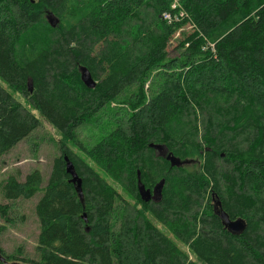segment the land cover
<instances>
[{
  "label": "trees",
  "instance_id": "trees-1",
  "mask_svg": "<svg viewBox=\"0 0 264 264\" xmlns=\"http://www.w3.org/2000/svg\"><path fill=\"white\" fill-rule=\"evenodd\" d=\"M173 1L0 0L1 156L41 127L30 108L62 136L46 182L36 170L1 189L8 203L42 193L39 260L0 247V264H264V0H177L186 17L169 23ZM151 144L193 163L172 168ZM138 172L147 189L165 180L159 202Z\"/></svg>",
  "mask_w": 264,
  "mask_h": 264
},
{
  "label": "rangeland",
  "instance_id": "rangeland-1",
  "mask_svg": "<svg viewBox=\"0 0 264 264\" xmlns=\"http://www.w3.org/2000/svg\"><path fill=\"white\" fill-rule=\"evenodd\" d=\"M189 28L185 26L177 32L174 38V45L169 48L171 56L176 55L178 41L183 33L188 32ZM0 84L8 89L1 78ZM30 111L41 120L42 124L27 140L20 142L8 153L0 156V206L8 203L3 199L1 189L11 177L23 183L28 175L38 170L43 175L44 182H46L51 174L55 158L61 155L59 141H61L62 136L52 126L42 120L37 111L32 108H30ZM101 123L105 124L103 121ZM96 129L98 132L97 127ZM86 134V132H81L80 137L84 139L87 137ZM117 190L130 204L135 205L136 202L131 200L121 187ZM41 195L42 193L40 192L30 200L21 198L12 201L8 203L7 216H1L0 214V247L6 255L39 260L37 247L41 226L35 208Z\"/></svg>",
  "mask_w": 264,
  "mask_h": 264
},
{
  "label": "water",
  "instance_id": "water-1",
  "mask_svg": "<svg viewBox=\"0 0 264 264\" xmlns=\"http://www.w3.org/2000/svg\"><path fill=\"white\" fill-rule=\"evenodd\" d=\"M47 21L52 28H56L60 24V20L57 17H55L53 14L47 15ZM79 72H80L81 81L83 82L85 87L90 90L95 89L97 86V82L92 77L90 71L86 67L80 66ZM149 147L151 149H156L159 152L160 156L165 157L166 161L170 163L172 168H183L185 166H190L193 163L190 160H181L175 155L169 153L168 149L165 146L159 145L156 147L150 145ZM1 153L2 152L0 149V156ZM66 161H67L66 171L71 178L70 182L76 185L77 192L81 200H83L82 180L79 178L73 163H71L67 158ZM164 185H165V180L162 179L151 191V189H147L146 186L139 180L138 191L141 194L143 202L146 203L150 201L159 202L162 198ZM215 204H216V208L218 209L216 210V213L217 215H219L220 219L222 220V224L224 228L234 236H241L247 228L246 221L241 218L236 220H231L228 214H226L222 209L221 201L217 200ZM84 220L87 223L86 216H84ZM0 259H4V258L1 256Z\"/></svg>",
  "mask_w": 264,
  "mask_h": 264
},
{
  "label": "bare ground",
  "instance_id": "bare-ground-1",
  "mask_svg": "<svg viewBox=\"0 0 264 264\" xmlns=\"http://www.w3.org/2000/svg\"><path fill=\"white\" fill-rule=\"evenodd\" d=\"M175 1V0H174ZM174 1H173V4H172V6H171V8H172V10L174 11V13H169V14H171V15H173V14H175L176 13V11L177 10H180V11H178L174 16H172V19H171V22H174V21H181L182 19H184L185 17H186V14H185V11L181 8H178V7H176V6H174ZM76 2V1H75ZM39 7V6H38ZM93 8H94V6H93ZM90 12V11H89ZM77 16V15H76ZM79 16V15H78ZM171 22H169V23H171ZM63 23V22H62ZM66 23V22H65ZM210 45V44H209ZM208 45V46H209ZM210 46H212V45H210ZM14 90V89H13ZM32 107V106H31ZM61 137V136H60ZM71 145V144H70ZM151 145H153V144H151ZM72 146V145H71ZM153 146H159V145H153ZM76 147V146H75ZM77 149V148H76ZM155 151H156V153L158 154L159 152L156 150V149H154ZM159 155V154H158ZM66 158L69 160V158L66 156L65 157V162L67 163V161H66ZM89 159V158H88ZM70 161V160H69ZM71 162V161H70ZM72 163V162H71ZM67 172V171H66ZM139 180L141 181V175H140V172H138V182H139ZM140 194V193H139ZM140 196H141V194H140ZM142 198V197H141ZM217 200H219V199H216L215 198V196L213 195V199H212V201H213V205H214V212H215V214L217 215V213H216V210H218L217 208H216V201ZM225 212V211H224ZM226 213V212H225ZM217 216H219V215H217ZM220 218V217H219ZM222 221V220H221ZM4 258V257H3ZM2 262H4L5 261V258L4 259H0ZM6 264H15V263H6Z\"/></svg>",
  "mask_w": 264,
  "mask_h": 264
},
{
  "label": "built area",
  "instance_id": "built-area-1",
  "mask_svg": "<svg viewBox=\"0 0 264 264\" xmlns=\"http://www.w3.org/2000/svg\"><path fill=\"white\" fill-rule=\"evenodd\" d=\"M174 6L180 8V4L177 0L174 1ZM180 11V10H179ZM172 19V15L169 13L164 14V20H166L167 22H171Z\"/></svg>",
  "mask_w": 264,
  "mask_h": 264
}]
</instances>
